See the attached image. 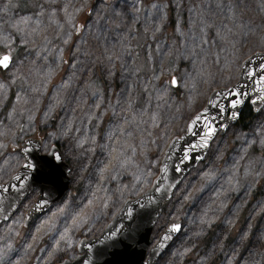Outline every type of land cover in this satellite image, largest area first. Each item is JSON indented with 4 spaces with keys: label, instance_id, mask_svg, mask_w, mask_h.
Here are the masks:
<instances>
[{
    "label": "rangeland",
    "instance_id": "1",
    "mask_svg": "<svg viewBox=\"0 0 264 264\" xmlns=\"http://www.w3.org/2000/svg\"><path fill=\"white\" fill-rule=\"evenodd\" d=\"M82 2L56 0L52 18L51 0H0V54L11 48L13 59L0 69V131L14 129L0 136V183L20 168L18 148L28 137L42 139L43 153L59 145L71 167L70 191L45 215L24 227L36 190L0 226V264L73 260L80 241L98 237L126 199L151 186L168 144L209 94L235 84L243 61L264 50V0H88V9L74 12ZM134 3L139 11L127 28L97 18L105 4L102 17ZM64 4L83 29L68 23ZM201 16L213 27L202 31ZM113 54L114 68L105 59ZM173 77L178 84H170ZM262 123L264 112H254L246 125L218 135L175 190L152 245L169 225L181 221L183 228L158 264H264Z\"/></svg>",
    "mask_w": 264,
    "mask_h": 264
},
{
    "label": "water",
    "instance_id": "2",
    "mask_svg": "<svg viewBox=\"0 0 264 264\" xmlns=\"http://www.w3.org/2000/svg\"><path fill=\"white\" fill-rule=\"evenodd\" d=\"M262 64L264 50L247 57L241 65L237 82L226 87L247 93L246 96L240 97L244 102L237 108H231V97L215 96L216 92L225 87L214 89L209 94L206 105L188 122L185 132L174 137L168 144L151 186L138 197L126 199L119 212L98 237L80 241L78 255L73 260L66 259L58 264H158L183 228L181 221L174 223L180 226L176 230L172 229V224L169 225L157 243L152 245L155 225L166 211L175 190L186 176L205 160L215 138L224 135L231 126L239 123L246 105L254 112L264 107V103L259 101L253 103L259 94L255 90L256 81L260 75H264ZM250 72L255 75L249 76ZM209 100H218L224 104L225 111L220 112L215 104L208 103ZM204 109H207V112ZM232 111L239 113L236 119L231 117ZM197 116L207 117L208 123L216 127V132L207 146L203 145L202 138L207 135L208 124L205 119L197 120ZM221 125L226 127H220ZM25 147L29 149L28 153L23 152ZM42 148L40 137H28L18 148V153L23 159L20 168L8 181L0 183L3 185L0 188V226L17 213L32 192L37 190L39 194L25 214V228L46 214L70 191L71 167L64 160L59 146L52 145L46 153H43ZM53 152L61 158L55 159ZM26 159L35 165L33 169L22 167ZM14 175H23V184L12 179Z\"/></svg>",
    "mask_w": 264,
    "mask_h": 264
},
{
    "label": "snow or ice",
    "instance_id": "3",
    "mask_svg": "<svg viewBox=\"0 0 264 264\" xmlns=\"http://www.w3.org/2000/svg\"><path fill=\"white\" fill-rule=\"evenodd\" d=\"M55 4H56V0H51V3L48 5V7H49V9L51 10V13H52V18H55V14H56V11H57V8L54 7ZM72 7H73V11L74 12H80L82 9H88L89 8L88 0H83L82 5L80 7H77L75 5H72ZM106 7H108V5L105 4L104 7H100V8L96 9L97 18L98 19H104L106 23L109 22V17H111V22L112 23H115L116 20H119V24L116 25L117 27H120V25H124L126 28L129 27V25L131 23L135 22L136 13L139 11V8L134 3V4L131 5V7H130V9L128 11L112 9V12L109 14L108 17L100 16V12H103ZM154 7H156V6L154 5ZM68 8H69V5L68 4H64L61 10L64 12L65 17L67 18L68 23L71 24L72 28L75 29L76 31H80L81 29H83L86 26V24L85 25H79L77 27V25L74 23L75 17L73 16L72 13L68 12ZM3 11H5V12L9 11V6L6 5L3 8ZM229 11H232V9L230 8ZM128 16L131 17V20H129L128 23H125V20H126V18ZM27 22H28V18H21L18 23L27 25ZM57 23H58V26L63 27V25H59L58 21H57ZM200 23L202 25V31L204 29H208V28L213 27V25L211 23H209L207 20H205L202 16L200 17ZM13 26L17 27L16 24H13ZM17 30L20 31L21 29L17 28ZM31 31H32V33H36L38 31V29L37 28H33ZM231 31H232L231 29H227L226 35L231 34ZM217 35L220 36L219 30L217 31ZM220 38L224 39L225 36H221ZM45 39H47V37H45ZM23 42L25 44L30 43V41L27 40V39L23 40ZM206 42L207 41L204 40L203 36H201V43H206ZM258 42L261 45H264V33H261L259 35ZM65 43H67V41H65ZM104 52L108 53L109 49L105 48ZM87 54L88 53H85V55H87ZM105 59L107 60V63L112 65V68H114L115 65L113 63V60L114 59H119V56H115L114 54L113 55H107L105 57ZM97 62L98 63H103V60H101L100 58H97ZM12 63H13L12 50H11V48H8L7 51L4 54L0 55V68H3L5 70H7V69H9L11 67ZM112 68H107V67L105 68V70L107 71V74H108L109 77H111L114 74L113 71H112ZM261 69L264 70V64L261 65ZM253 75H255V73H251V72L249 73V76H253ZM170 84H173V85L178 84L177 79L175 77H173L170 80ZM256 85H257V88L255 90L259 94H258L256 100L253 101V103H256L257 101H259L261 103H264V75H260L259 76V79L256 81ZM2 87H3V85H0V88H2ZM164 90H165V88H164V85L162 84L160 86V91H164ZM33 91H37V89L34 88ZM93 94H95V93H93ZM246 95H247V93H244L242 90H239V89L229 90L226 87L222 88L220 92H216L215 93V96L218 97V98L231 97L230 105H231V108H233V109L237 108L238 105H240V104H242L244 102L243 99H241L240 97H243V96H246ZM21 99H24V98L19 96V95H17V100H21ZM25 102H27V101H25ZM208 103L209 104H215L218 107V109L220 110V112H224L225 111V105L222 104V103H219L218 100H209ZM204 111L207 112V109H204ZM257 111L264 112V108H258ZM238 115H239V113L236 112V111H232L231 112V117L233 119H236L238 117ZM9 118L10 119L12 118L11 115H10ZM29 119L31 120V119H33V117L29 116ZM196 119L197 120L205 119V122L208 124L207 135L204 138H202L203 145L207 146L209 140L212 137V135L216 132V127L213 126L211 123H208L207 117L197 116ZM14 124H15V121H14ZM220 127H226V125H221ZM15 128L19 132H23L24 131V128H23L22 125L16 124ZM258 131L264 132V123H262L260 125ZM13 134H14V129L11 126H5V129L3 131H0V136L5 137V138L11 137ZM128 135H131V134L128 133ZM29 143H31V141H29ZM253 143H255V141H253ZM259 143H260V145L262 147H264V138H261L259 140ZM0 147H6V145L0 143ZM129 147H131V145ZM28 151H29V149L27 147H25L23 149L24 153H28ZM133 151H135V149H133ZM52 154L54 155L55 159H57V160H59L61 158L59 155H57L54 152ZM110 155H111V153H110ZM113 159H115L117 162H119V160H120L119 150H117V155L114 156ZM22 167L23 168H27V169H33L35 167V165L32 162H30L29 160L26 159L24 164L22 165ZM107 170H108V168H107V166H105V169H103L102 171H107ZM12 179H15L18 183L23 184L25 177L23 175H14L12 177ZM2 187H3V185H0V188H2ZM171 227H172L173 230H176L180 226L177 225V224H172ZM165 238H167V236H165Z\"/></svg>",
    "mask_w": 264,
    "mask_h": 264
},
{
    "label": "trees",
    "instance_id": "4",
    "mask_svg": "<svg viewBox=\"0 0 264 264\" xmlns=\"http://www.w3.org/2000/svg\"><path fill=\"white\" fill-rule=\"evenodd\" d=\"M20 7H22V5H19ZM254 116V111L253 109L249 106V105H246L241 113V118H240V122L239 124H244L246 125L247 122L249 120H251V118H253ZM59 146V145H58ZM157 172V171H156Z\"/></svg>",
    "mask_w": 264,
    "mask_h": 264
},
{
    "label": "flooded vegetation",
    "instance_id": "5",
    "mask_svg": "<svg viewBox=\"0 0 264 264\" xmlns=\"http://www.w3.org/2000/svg\"><path fill=\"white\" fill-rule=\"evenodd\" d=\"M13 60V59H12Z\"/></svg>",
    "mask_w": 264,
    "mask_h": 264
}]
</instances>
